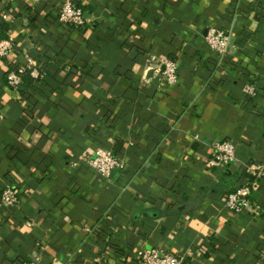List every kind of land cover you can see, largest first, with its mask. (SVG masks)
Returning <instances> with one entry per match:
<instances>
[{
  "label": "crops",
  "instance_id": "0c3cea01",
  "mask_svg": "<svg viewBox=\"0 0 264 264\" xmlns=\"http://www.w3.org/2000/svg\"><path fill=\"white\" fill-rule=\"evenodd\" d=\"M63 1L0 0L16 45L0 67V194L20 191L16 209L0 204V264H94L108 247L112 264L150 248L184 264H264V0H72L80 30L59 23ZM209 26L233 32L223 62ZM149 51L178 62V86L154 80ZM30 60L38 83L9 88ZM218 140L237 161L210 171ZM98 147L127 164L111 182L88 164ZM246 184L260 216L223 208Z\"/></svg>",
  "mask_w": 264,
  "mask_h": 264
},
{
  "label": "built area",
  "instance_id": "2783aa9c",
  "mask_svg": "<svg viewBox=\"0 0 264 264\" xmlns=\"http://www.w3.org/2000/svg\"><path fill=\"white\" fill-rule=\"evenodd\" d=\"M7 19V17H4ZM58 21L64 26L80 29L85 26L87 20L85 12L72 0H64L59 7ZM233 32L215 26H209L205 37L208 50L215 54L220 62H223L232 53ZM16 48L11 39L0 41V67L5 59L9 58ZM147 63L153 73L154 80L159 86H178L180 83L179 65L176 60L162 59L154 51L147 54ZM35 64L29 61L27 66L12 69L7 73V85L9 88L19 91L24 84V75L30 71L32 77L39 79L40 72L34 69ZM249 99H257L259 89L256 81H252L244 89ZM189 161L188 157L186 158ZM237 161V147L234 142L218 140L212 144V151L206 159V168L210 171L219 169L229 170ZM89 166L95 170L98 178L111 182L119 173H122L127 164L119 158L114 149L98 147L88 161ZM252 171L256 172L253 168ZM261 176V175H260ZM254 185L246 184L236 187L226 197L223 208L237 214L247 213L260 216L262 208L254 202ZM20 191L18 187L9 186L5 188L0 197V204L6 209H16L20 204ZM85 233L96 236L94 228L86 227ZM121 260V257H119ZM138 264H184V259L172 253L165 252L159 248L139 250L137 252ZM22 264H41L37 260H27ZM94 264H112L108 252Z\"/></svg>",
  "mask_w": 264,
  "mask_h": 264
},
{
  "label": "trees",
  "instance_id": "16d2710c",
  "mask_svg": "<svg viewBox=\"0 0 264 264\" xmlns=\"http://www.w3.org/2000/svg\"><path fill=\"white\" fill-rule=\"evenodd\" d=\"M76 5L78 7H80V8H82L84 12H86L85 8L80 3H77ZM80 29H82V28H80ZM80 29H77V30H80ZM11 30H12V24L7 22V21H4L3 19H1L0 20V41L9 40L10 39L9 33H10ZM136 48L138 50V53L141 54L143 52V49L140 46H137ZM13 69H15V68H13ZM11 70L12 69H10L9 71H11ZM23 80H24V84L21 87V89L19 90L23 94L25 92L23 89H24V87H26V85H34V84H37L38 81H39V80H37V79L32 77L30 71L26 72V74L24 75ZM6 83H7V76H6ZM145 155H146V153H145ZM0 195H2V193ZM106 252H108V254H109L110 262H112L114 258H117V255L120 253L119 249H117V248L114 249V248H111V247H108Z\"/></svg>",
  "mask_w": 264,
  "mask_h": 264
}]
</instances>
